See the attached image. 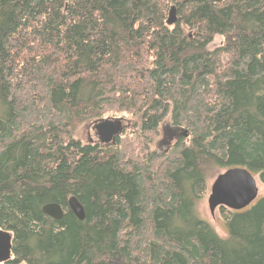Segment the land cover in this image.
<instances>
[{
	"label": "trees",
	"instance_id": "obj_1",
	"mask_svg": "<svg viewBox=\"0 0 264 264\" xmlns=\"http://www.w3.org/2000/svg\"><path fill=\"white\" fill-rule=\"evenodd\" d=\"M124 116L114 142L75 137ZM234 166L264 186V0H0L2 264H264V194L218 207L224 237L197 210Z\"/></svg>",
	"mask_w": 264,
	"mask_h": 264
},
{
	"label": "water",
	"instance_id": "obj_2",
	"mask_svg": "<svg viewBox=\"0 0 264 264\" xmlns=\"http://www.w3.org/2000/svg\"><path fill=\"white\" fill-rule=\"evenodd\" d=\"M176 19L175 6H170L166 23L173 25ZM94 129L100 142H114L116 135L122 131L121 120L101 119L96 122ZM183 135L186 136V133ZM257 197V179L246 168L234 166L226 168L213 178L207 197V206L209 213L213 216L219 206L241 210L254 202ZM67 203L75 217L83 220L85 212L78 199L71 195ZM41 211L54 219H60L63 214L62 208L57 203H46L41 207ZM11 237L9 231L0 229V264L11 258Z\"/></svg>",
	"mask_w": 264,
	"mask_h": 264
},
{
	"label": "rangeland",
	"instance_id": "obj_3",
	"mask_svg": "<svg viewBox=\"0 0 264 264\" xmlns=\"http://www.w3.org/2000/svg\"><path fill=\"white\" fill-rule=\"evenodd\" d=\"M218 41H219V37H216L214 41L210 44V48H214V46L218 44ZM105 119H114V118L106 117ZM118 119L122 121V126H123L122 129L124 130L133 131L137 127L136 119L134 116H124V118L119 117ZM96 122L91 121V122H86L80 125L75 132V137L78 138L81 142L97 141L98 137L94 130V126ZM172 132L173 131H171V129L167 128L166 125L163 124L159 128V134L156 137V139L151 143L150 148L154 151H162V150L167 149L177 136V131L174 130V132L173 133ZM221 171H214L208 176L207 194L205 195L203 199H201V201H199L197 210H198V213L200 214V217L207 220L213 226L216 232L219 235L224 237L226 235L227 228H226L224 221L222 220V218L220 217L218 213V208L215 214L212 216L209 213L208 206H207V197L209 194L210 185L212 183L213 178L216 176V174H218ZM257 185H258V197H259L262 194H264V186L260 184L258 181H257ZM117 262L118 261L116 259L115 260L113 259L114 264H117Z\"/></svg>",
	"mask_w": 264,
	"mask_h": 264
},
{
	"label": "flooded vegetation",
	"instance_id": "obj_4",
	"mask_svg": "<svg viewBox=\"0 0 264 264\" xmlns=\"http://www.w3.org/2000/svg\"><path fill=\"white\" fill-rule=\"evenodd\" d=\"M121 124H122V121H121ZM122 128H123V126H122Z\"/></svg>",
	"mask_w": 264,
	"mask_h": 264
},
{
	"label": "bare ground",
	"instance_id": "obj_5",
	"mask_svg": "<svg viewBox=\"0 0 264 264\" xmlns=\"http://www.w3.org/2000/svg\"><path fill=\"white\" fill-rule=\"evenodd\" d=\"M95 130V129H94ZM96 132V131H95ZM103 143V142H102Z\"/></svg>",
	"mask_w": 264,
	"mask_h": 264
}]
</instances>
